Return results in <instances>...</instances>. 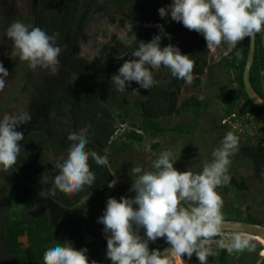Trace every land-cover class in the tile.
I'll return each instance as SVG.
<instances>
[{
  "label": "rangeland",
  "instance_id": "obj_1",
  "mask_svg": "<svg viewBox=\"0 0 264 264\" xmlns=\"http://www.w3.org/2000/svg\"><path fill=\"white\" fill-rule=\"evenodd\" d=\"M35 4L36 0H0V62L10 74L9 84L0 92V117L8 112L23 111L30 112L33 117L30 124L18 129L25 137L21 142L19 155L31 152L28 140L36 132L50 135L57 140L67 138L72 132V121L68 114L58 111L57 101L63 94L83 96L82 85L85 83L96 87L104 106L113 112L126 100L132 116L114 138L108 151V163L116 179L115 187L107 188L101 195L78 207L68 209L50 197L41 198L38 195L40 189L15 169L10 174L0 172V234L10 220L45 217L58 238L56 243L69 240L78 250L87 248L89 253L106 240L104 226L97 221L106 209L107 200L110 197L119 200L122 196L135 198V193L130 191L136 178L131 172L133 167L141 166L145 171H153V162L162 152L170 151L177 161L174 166L179 171L200 172L205 163L212 161L213 151L220 147V142L228 132L237 136L239 142L230 157L231 182L217 188L224 200V218L246 220L250 217L255 224L264 225V113L248 115L247 107L240 103L234 111L235 117L227 116L228 107L221 99V95L234 94L240 89L238 76L241 75V70L238 68L239 73L236 74L237 69L231 59V53L236 46L222 43L219 47L208 49L210 56L206 74L199 79L193 77L192 83L185 85L181 98V103L191 97L202 103L199 117L194 114L193 109L182 111L179 116L159 120L161 128L168 131L161 135L144 130L138 107L140 99L136 90L129 86L124 92L116 93L112 88L111 77L118 73L119 67L115 64L117 58L112 52L111 39L123 31L125 24L122 16L117 15L118 24L115 27L108 25L109 19L101 15L85 29L78 54L90 61L91 64L83 66L82 71L96 74L98 80H92L86 76H70L60 70L65 61L64 51L61 52L60 64L55 73L46 69L34 71L28 62L21 61L14 54L13 42L5 37L7 28L13 20L34 27ZM164 29L171 35V39L165 36L162 39L163 46L174 45L180 48L182 54L189 55L185 46L188 36L181 32V27L170 25ZM263 33L264 31L260 35ZM137 34L136 30L128 33L126 43L129 44ZM189 34H193V30ZM178 127H181V132L174 131ZM132 132L141 135L143 141L135 143L129 140L128 136ZM67 154L66 149L58 152L47 146L43 148V159L54 167L57 174V165L67 159ZM19 193L33 201L32 209L26 210L18 203ZM140 234L143 236V229ZM222 235L229 242L233 234ZM248 237L256 244L255 251H234L226 264H264V241ZM218 239L220 238H213L211 248L214 255L208 258V264H223L220 262L221 249L214 242ZM158 242L167 243L164 238H160L150 243V249L155 250ZM20 243L23 249L29 248L27 237H22ZM5 255L0 250V264H12ZM169 259L172 264H199L195 254L191 260L186 256L177 259L174 255Z\"/></svg>",
  "mask_w": 264,
  "mask_h": 264
},
{
  "label": "clouds",
  "instance_id": "obj_2",
  "mask_svg": "<svg viewBox=\"0 0 264 264\" xmlns=\"http://www.w3.org/2000/svg\"><path fill=\"white\" fill-rule=\"evenodd\" d=\"M159 16H169L182 23L206 41L208 49L221 46L222 43L235 47L245 38L255 39L264 31V0H172L167 7H161ZM133 22L126 21L118 36L126 42L127 34L133 33ZM161 35H155L150 42H140L132 53L135 59L125 61L118 73L111 77L112 88L122 93L132 82L144 90L158 84L148 66L169 69L172 77L191 84L194 62L189 55L182 54L179 47L167 45L161 47L162 39H171L163 25H155ZM13 42L14 54L26 61L32 70L46 69L55 73L60 64L62 49L57 44L56 35H48L44 30L13 20L5 33ZM239 55V53H238ZM9 71L0 62V92L9 84ZM33 117L28 111L8 112L0 117V172L9 173L17 164L21 152L24 133L18 131L21 126L31 123ZM90 125H82L80 130L67 135L70 142L67 159L57 165L59 173L55 176V189L76 194L91 187L96 175L90 170L89 159L97 165L107 166V149L101 156L96 151H86L89 143ZM238 137L228 132L220 142V147L212 153V161L205 163L203 170L179 171L174 165L176 160L172 152L164 151L153 162V171H145L135 166L131 172L136 178L131 192L135 198L110 197L106 209L98 223L104 226L107 241L106 258L111 264H172L170 256L177 259L193 254L199 264H208L213 256L211 244L213 238L219 249L232 252H252L256 244L251 238L235 232L226 242L222 235L225 218L222 212L224 200L217 188L231 182L230 157L238 147ZM114 182L109 188L115 187ZM41 198L54 196V190L42 188ZM89 198H87L88 201ZM83 202V201H82ZM143 229V236L140 230ZM164 238L171 249L168 254L159 249L152 250L149 245ZM88 249H77L73 242L65 240L53 243L43 254L44 264H97L90 261Z\"/></svg>",
  "mask_w": 264,
  "mask_h": 264
},
{
  "label": "trees",
  "instance_id": "obj_3",
  "mask_svg": "<svg viewBox=\"0 0 264 264\" xmlns=\"http://www.w3.org/2000/svg\"><path fill=\"white\" fill-rule=\"evenodd\" d=\"M172 0H36L34 6V27H39L48 35H56L57 44L65 52L64 64H61V71L70 76H86L88 79H97L96 74L83 73L82 67L91 64L86 58L79 56V49L84 40L85 29L98 16H106L108 25L115 27L118 24L117 15L122 16L124 24L126 21L133 22V31L137 36L129 43L121 42L117 35L111 39L113 45L112 52L116 56L115 64L121 67L125 61L135 59L132 53L138 48L140 42H150L155 35H160L159 28L155 25H163L164 28L170 25L181 27V32L188 36L187 53L194 62L193 77L199 79L206 74L209 65V50L205 39L199 33L184 28L182 23H177L169 16L162 19L158 10L167 7ZM184 28V29H183ZM258 51L256 61L251 73V83L255 92L264 99V49L261 45L262 35L257 34ZM163 46V42L161 44ZM250 50V39L239 42L231 53L232 64L236 68L237 64L241 70L238 76L240 89L234 94L221 95L222 101L227 105V116H233L238 104L244 103L248 114L264 113V109H258L248 98L243 82V73L247 63ZM239 53V55H238ZM154 79L158 84L149 90H144L135 82L131 83V88L136 90L139 96L138 107L143 118L144 130L147 132H157L161 135L168 131L161 128L158 121L179 116L182 111H191L199 117L203 105L196 98L181 103L185 81L172 77L169 69L164 66L152 68ZM83 96L76 94H63L57 101L58 111L68 114L72 121V131L80 130L82 125H90L89 143L86 151H96L99 155H105L117 134L131 119L132 111L128 102L123 101L116 112L104 106L99 97L96 87L90 83L82 85ZM181 127L174 131L177 132ZM128 139L135 143H141L143 137L132 132ZM31 152H26L18 156L15 170L27 179L38 189L54 190L55 195L49 196L61 206L72 209L80 206L84 202L91 200L95 196L101 195L109 184L116 181L115 176L109 166L97 165L94 160L89 159L90 170L96 175V180L91 187L85 186L84 190L69 194L55 189L54 179L56 170L43 159V148L48 147L58 152L68 150L70 142L66 139L57 140L50 135L36 132L28 140ZM61 154V153H60ZM18 203L22 204L26 210L34 207L33 201L25 194L17 195ZM83 201V202H82ZM239 222H252L248 217L246 220L238 218ZM255 224V223H254ZM27 237L29 248L23 249L20 239ZM214 238H221L220 236ZM54 231L45 217L31 219L22 217L19 220H10L2 228L0 234V250L12 264H44V252L57 241ZM168 244L158 242L155 249L163 250ZM107 241H103L88 253L90 261L97 264H111L106 258L105 248ZM231 258L227 250L221 249V263L226 264Z\"/></svg>",
  "mask_w": 264,
  "mask_h": 264
},
{
  "label": "water",
  "instance_id": "obj_4",
  "mask_svg": "<svg viewBox=\"0 0 264 264\" xmlns=\"http://www.w3.org/2000/svg\"><path fill=\"white\" fill-rule=\"evenodd\" d=\"M261 45L264 49V33L262 35ZM258 51V40L257 35L255 39H250V50L247 59V63L243 73L244 89L249 98V100L258 108L264 109V99H262L254 90L251 83V73L256 61V55ZM235 232H240L243 235L252 236L264 241V225L239 222L236 220H225L222 227V234H234ZM171 249V245H167L162 252L168 254ZM172 257V256H170ZM169 257V258H170Z\"/></svg>",
  "mask_w": 264,
  "mask_h": 264
},
{
  "label": "flooded vegetation",
  "instance_id": "obj_5",
  "mask_svg": "<svg viewBox=\"0 0 264 264\" xmlns=\"http://www.w3.org/2000/svg\"><path fill=\"white\" fill-rule=\"evenodd\" d=\"M238 68H239V65L237 64V66H236V71H237V73L236 74H238L239 73V70H238ZM248 115H250V114H248ZM232 117H235V115H233Z\"/></svg>",
  "mask_w": 264,
  "mask_h": 264
}]
</instances>
